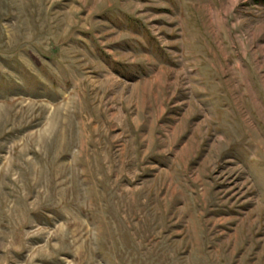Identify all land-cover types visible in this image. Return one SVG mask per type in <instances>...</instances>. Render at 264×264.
I'll return each instance as SVG.
<instances>
[{"label":"rangeland","instance_id":"1","mask_svg":"<svg viewBox=\"0 0 264 264\" xmlns=\"http://www.w3.org/2000/svg\"><path fill=\"white\" fill-rule=\"evenodd\" d=\"M0 264H264L263 0H0Z\"/></svg>","mask_w":264,"mask_h":264},{"label":"trees","instance_id":"2","mask_svg":"<svg viewBox=\"0 0 264 264\" xmlns=\"http://www.w3.org/2000/svg\"><path fill=\"white\" fill-rule=\"evenodd\" d=\"M263 2H264V0H263Z\"/></svg>","mask_w":264,"mask_h":264}]
</instances>
